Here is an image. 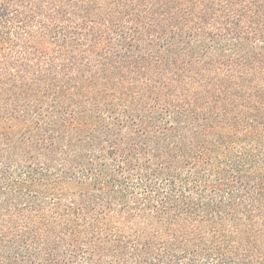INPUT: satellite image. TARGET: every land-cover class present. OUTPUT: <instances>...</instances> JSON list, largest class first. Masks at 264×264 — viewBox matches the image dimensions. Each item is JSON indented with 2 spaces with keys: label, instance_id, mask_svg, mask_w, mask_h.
Returning <instances> with one entry per match:
<instances>
[{
  "label": "trees",
  "instance_id": "obj_1",
  "mask_svg": "<svg viewBox=\"0 0 264 264\" xmlns=\"http://www.w3.org/2000/svg\"><path fill=\"white\" fill-rule=\"evenodd\" d=\"M0 264H264V0H0Z\"/></svg>",
  "mask_w": 264,
  "mask_h": 264
}]
</instances>
